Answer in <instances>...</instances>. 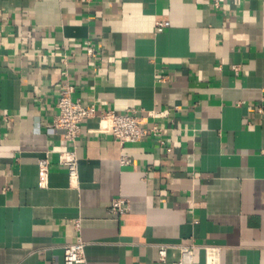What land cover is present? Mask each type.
I'll use <instances>...</instances> for the list:
<instances>
[{
  "label": "crops",
  "instance_id": "crops-1",
  "mask_svg": "<svg viewBox=\"0 0 264 264\" xmlns=\"http://www.w3.org/2000/svg\"><path fill=\"white\" fill-rule=\"evenodd\" d=\"M65 81L99 111L167 110L148 118L162 134L121 144L90 118L75 148L54 126ZM260 106L264 0H0V264H65L78 239L87 264H172L190 244L196 264L203 245L264 264ZM74 148L76 182L59 158Z\"/></svg>",
  "mask_w": 264,
  "mask_h": 264
},
{
  "label": "built area",
  "instance_id": "built-area-1",
  "mask_svg": "<svg viewBox=\"0 0 264 264\" xmlns=\"http://www.w3.org/2000/svg\"><path fill=\"white\" fill-rule=\"evenodd\" d=\"M218 4V2H217ZM169 21H158L156 30L162 31L164 27L169 26ZM88 53L95 56V49L92 43H89ZM235 72L238 74L240 68L238 65L233 66ZM76 87L65 81L61 87L58 109L59 112L54 120V126L63 130V138L68 144L76 148L77 140L83 131V123L86 119L100 118L106 122L112 136L121 144L127 142H139L147 136H160L163 128L158 125H150L149 117H161L166 115L168 111H152L149 117L142 116L137 110L118 113L113 108H104L99 111L96 103H85L81 99L74 98ZM260 112H264V106L259 107ZM69 149L60 153V162L67 165L69 169V176L73 182L79 179V156L76 149ZM123 165H129L132 160L129 156L121 158ZM40 171V184L46 186L49 182L51 173V161L49 154L38 161ZM130 199L125 196L114 198L110 207L111 214L119 215L128 211ZM85 242L78 239L76 242L65 245L64 247V262L65 264H87V257L85 251ZM195 244L184 245L180 248V258L172 264H196L195 261ZM167 246L159 247L160 259L165 261L167 257ZM201 249L205 253L204 264H222L221 248L219 246L203 245Z\"/></svg>",
  "mask_w": 264,
  "mask_h": 264
}]
</instances>
